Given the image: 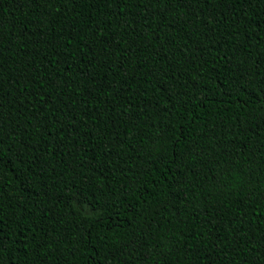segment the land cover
I'll list each match as a JSON object with an SVG mask.
<instances>
[{
  "label": "trees",
  "instance_id": "1",
  "mask_svg": "<svg viewBox=\"0 0 264 264\" xmlns=\"http://www.w3.org/2000/svg\"><path fill=\"white\" fill-rule=\"evenodd\" d=\"M0 264H264V0H0Z\"/></svg>",
  "mask_w": 264,
  "mask_h": 264
}]
</instances>
